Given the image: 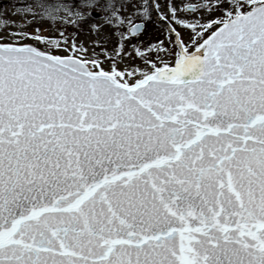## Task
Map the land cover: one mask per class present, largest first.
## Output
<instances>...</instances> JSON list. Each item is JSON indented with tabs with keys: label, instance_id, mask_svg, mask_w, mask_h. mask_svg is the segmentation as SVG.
<instances>
[{
	"label": "snow or ice",
	"instance_id": "6c2138e0",
	"mask_svg": "<svg viewBox=\"0 0 264 264\" xmlns=\"http://www.w3.org/2000/svg\"><path fill=\"white\" fill-rule=\"evenodd\" d=\"M15 13L0 16V264H264V0ZM148 23L162 39L142 42Z\"/></svg>",
	"mask_w": 264,
	"mask_h": 264
},
{
	"label": "rangeland",
	"instance_id": "374dc122",
	"mask_svg": "<svg viewBox=\"0 0 264 264\" xmlns=\"http://www.w3.org/2000/svg\"><path fill=\"white\" fill-rule=\"evenodd\" d=\"M161 2H163V0H161ZM17 6H12V5H8L6 6V10L4 13L3 18H7L9 20H14L17 23H20V18L19 16L15 13V8ZM27 19H31V17H27ZM40 26L42 28L48 29L51 27V22L50 21H41L39 22V24H37L36 22H34L32 24V26L28 29L29 31L32 30V28ZM146 32L145 34L142 36L141 40L143 43H154L156 41L157 38H163L162 36V25L158 24V23H148L146 25ZM71 29H69L70 31ZM105 31H107L105 29ZM46 35H48V32H45ZM58 35V33H57ZM79 41H82L88 45H91L94 41L97 40V37L95 35H81L79 38Z\"/></svg>",
	"mask_w": 264,
	"mask_h": 264
},
{
	"label": "trees",
	"instance_id": "16d2710c",
	"mask_svg": "<svg viewBox=\"0 0 264 264\" xmlns=\"http://www.w3.org/2000/svg\"><path fill=\"white\" fill-rule=\"evenodd\" d=\"M31 2H33V0H0V16H4L6 6L8 5L23 7ZM50 2H56V0H50Z\"/></svg>",
	"mask_w": 264,
	"mask_h": 264
}]
</instances>
